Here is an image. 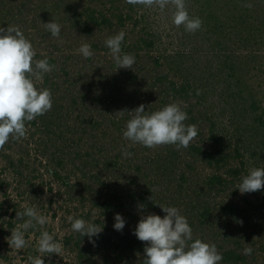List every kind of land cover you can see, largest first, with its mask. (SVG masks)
Segmentation results:
<instances>
[{
  "label": "rangeland",
  "instance_id": "rangeland-1",
  "mask_svg": "<svg viewBox=\"0 0 264 264\" xmlns=\"http://www.w3.org/2000/svg\"><path fill=\"white\" fill-rule=\"evenodd\" d=\"M185 7L201 18L200 29L172 23L173 0L163 10L145 0H0V27L20 28L35 50L33 66L45 56L54 65L34 79L51 90L52 107L25 122L26 136L0 147V264H28L34 255H48L45 264H143L147 242L132 229L141 211L163 216L158 204L176 206L193 239L215 244L218 264H264V187L238 190L250 167H264V0H185ZM51 19L61 24L58 37L41 24ZM120 30L132 68L117 69L104 43ZM82 42L93 56L78 52ZM172 102L197 127L187 146L123 137L132 113L118 110L143 104L152 112ZM28 206L48 221L15 249L10 230ZM115 213L126 221L121 231ZM70 215L103 230L81 237ZM43 228L61 243L59 253L38 252Z\"/></svg>",
  "mask_w": 264,
  "mask_h": 264
},
{
  "label": "clouds",
  "instance_id": "clouds-1",
  "mask_svg": "<svg viewBox=\"0 0 264 264\" xmlns=\"http://www.w3.org/2000/svg\"><path fill=\"white\" fill-rule=\"evenodd\" d=\"M156 3L163 10L168 0H145L147 5ZM174 11L172 23L183 25L187 31L201 28L202 20L199 16H192L185 7V0H173ZM53 36H60L61 24L55 20L41 22ZM125 32L120 30L114 35L106 37L104 43L109 49L112 59L119 68H132L135 56L122 51L121 43ZM78 52L85 58L94 55L91 44L82 42ZM36 53L29 39L25 37L18 26L0 27V147L9 140L10 136L19 139L27 135L26 121L44 114L52 107V93L47 87H37L35 80H43L44 74L52 70L54 65L48 58L35 60ZM116 113H132L125 122L122 132L124 138L133 143H140L147 147L159 144H176L187 146L197 135L194 124H185L187 112L176 102L147 112L143 104L133 110H118ZM122 155L131 156L132 153L124 149ZM264 187V167L252 166L246 174L241 176L238 190L241 194L253 192ZM151 199V197H149ZM163 216L154 212H143L132 229V234L142 241L143 264H218L223 257L213 243L199 238L193 239V232L187 217L181 214L176 206L158 204ZM144 209V204L138 205ZM18 227L10 230L8 240L15 249L27 246L25 234L30 228L43 226L48 217L39 213L34 206H28L23 211H16ZM71 228L82 236L90 239L102 230L95 221L85 220L83 217L68 216ZM125 219L120 213L114 214L113 228L121 231L125 226ZM242 223V221H241ZM61 243L46 229L40 231L38 238L39 253H59ZM245 254L252 252L251 247L244 248ZM44 256L28 257V264H45Z\"/></svg>",
  "mask_w": 264,
  "mask_h": 264
},
{
  "label": "trees",
  "instance_id": "trees-1",
  "mask_svg": "<svg viewBox=\"0 0 264 264\" xmlns=\"http://www.w3.org/2000/svg\"><path fill=\"white\" fill-rule=\"evenodd\" d=\"M86 25H89V22H88V20L86 21V23H85V26H84V28H82V30H83V32H85V30L87 29V27L88 26H86ZM217 183L219 184V183H223V181L221 182V179L220 178H218V181H217Z\"/></svg>",
  "mask_w": 264,
  "mask_h": 264
}]
</instances>
